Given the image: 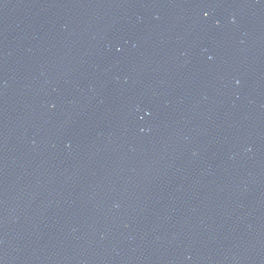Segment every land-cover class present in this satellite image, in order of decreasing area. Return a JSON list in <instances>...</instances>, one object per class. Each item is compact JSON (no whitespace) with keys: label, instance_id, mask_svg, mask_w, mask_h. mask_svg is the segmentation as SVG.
<instances>
[{"label":"water","instance_id":"water-1","mask_svg":"<svg viewBox=\"0 0 264 264\" xmlns=\"http://www.w3.org/2000/svg\"><path fill=\"white\" fill-rule=\"evenodd\" d=\"M0 264H264V0H0Z\"/></svg>","mask_w":264,"mask_h":264}]
</instances>
